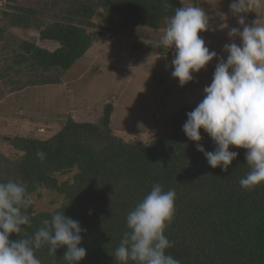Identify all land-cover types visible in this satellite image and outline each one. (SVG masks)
Returning a JSON list of instances; mask_svg holds the SVG:
<instances>
[{"label": "trees", "instance_id": "16d2710c", "mask_svg": "<svg viewBox=\"0 0 264 264\" xmlns=\"http://www.w3.org/2000/svg\"><path fill=\"white\" fill-rule=\"evenodd\" d=\"M181 3L34 0L27 6L6 0L0 11V40L11 27L36 28L40 40L57 46L49 50L22 41L18 47L24 53L14 50L0 68V79L26 70L35 75L20 89L59 83V76L91 47L95 31L88 29L102 25L122 31L140 25L161 29ZM196 106L183 104L165 114L166 124H157L146 138H124L114 132L112 102L104 105L94 122L66 114L56 129L3 135L14 156L0 151V182H23L31 195L46 188L62 196L51 212H36L32 204L27 210L31 226H22L21 236H32L43 220L64 212L87 229L81 233L80 245L87 254L78 264H119L113 253L128 230L126 216L159 183L165 191L176 192L174 219L164 233L173 246L166 254L181 264H264V183L251 190L240 186V179L251 170L245 149L230 146L238 156L227 172L207 163L196 150L197 142L182 131L186 113ZM200 134L205 151H213L211 138L203 129ZM38 151L46 153L43 160L37 158ZM21 236L10 234L9 238L14 241ZM65 252L66 246H61L52 256L43 246L35 255L42 264H67Z\"/></svg>", "mask_w": 264, "mask_h": 264}, {"label": "clouds", "instance_id": "9594fccd", "mask_svg": "<svg viewBox=\"0 0 264 264\" xmlns=\"http://www.w3.org/2000/svg\"><path fill=\"white\" fill-rule=\"evenodd\" d=\"M162 30L160 43L174 50L171 76L180 86L193 81L194 73L217 59L211 83L203 88V99L190 112L182 125L186 137L196 143L212 168L227 172L238 153L230 146L246 150L245 160L250 171L239 184L251 190L264 183V23L246 24L245 0H233L230 10L239 16L240 28H231L230 38L239 37L223 46L227 58L206 46L199 33L212 31L205 11L194 3H181ZM167 8V5H165ZM224 27H227L225 25ZM223 28V27H222ZM211 138L213 151H205L199 143L200 130ZM43 160L46 153L38 151ZM176 192L165 191L161 184L152 185L150 192L126 216L127 231L123 232L113 257L119 264H181L166 250L173 246L164 234L175 215ZM32 205L31 193L23 182H0V264H42L36 250L48 247L49 255L66 246L63 259L67 264H78L86 257L80 247L82 228L79 221L57 212L30 237L21 236L22 226H31L27 210ZM91 214V213H89ZM10 234L21 238L10 240Z\"/></svg>", "mask_w": 264, "mask_h": 264}, {"label": "rangeland", "instance_id": "374dc122", "mask_svg": "<svg viewBox=\"0 0 264 264\" xmlns=\"http://www.w3.org/2000/svg\"><path fill=\"white\" fill-rule=\"evenodd\" d=\"M18 1L29 6L34 0ZM181 1L194 3L205 11L209 28L213 30L199 35L204 37L210 50L226 59L223 46L233 40L240 43L239 37L228 36L229 30H242L237 23L239 16L229 7L233 0ZM5 4L6 0H0V11L5 9ZM245 5L247 12L239 15L245 17L246 24L251 25L255 20L264 23V0H245ZM164 28L154 30L140 25L122 31L103 25L94 27L88 29L95 31L91 47L59 76V83L20 89L21 84L25 85L35 75L26 70L19 76L11 72L12 78L0 79V151L14 156L3 135L41 133L45 127L56 129L66 114L78 121L94 122L107 102H112L114 108L110 126L124 138H146L157 124H166L165 114L183 104H198L203 99V88L211 83L218 61L214 58L193 74V81L180 86L171 76L174 50L160 43ZM22 41L49 50L57 46L54 42L40 40L36 28L11 27L0 40V68L14 50L24 53L18 47ZM31 198L36 212H51L62 202V196L46 188L39 194L33 193Z\"/></svg>", "mask_w": 264, "mask_h": 264}]
</instances>
